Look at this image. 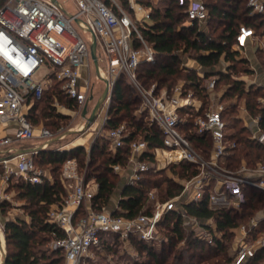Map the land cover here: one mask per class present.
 <instances>
[{
    "label": "built area",
    "instance_id": "1",
    "mask_svg": "<svg viewBox=\"0 0 264 264\" xmlns=\"http://www.w3.org/2000/svg\"><path fill=\"white\" fill-rule=\"evenodd\" d=\"M69 1L75 3L77 12L69 10L60 0H0V129L7 132L0 136V204L8 197L6 187L13 175L32 184L54 182L51 170L36 164V156L66 136L45 126L37 128L28 116L29 100H41L56 83L69 99L84 109L90 101L89 91L93 97L89 70L90 63L94 64L90 47L95 35L98 76L104 85L101 97L108 88L105 106L111 104L116 80L124 76L141 97L135 114L137 119L157 126L163 141V146L156 148H151L149 142L141 138L130 141L128 164L115 165L114 172L121 175L127 185H136L146 173L166 170L172 164L187 162L198 172L181 180V193L168 200L162 201L156 189L149 191L145 208L138 216L130 218L116 214L119 207L96 210L97 181L86 179L76 157L67 159L60 172L67 195L61 203L52 205L48 214V222L56 225L64 236L53 239L52 247L62 251L65 264H86L87 259L117 244L128 248L135 238L145 243H162L165 239L162 224L172 212L180 213L185 224L190 222L198 228L193 227L198 236L211 241L214 233L187 214L186 204H199L207 198L210 208L241 210L247 201L248 188L264 192V162L254 167L243 162L237 170L226 167L227 158L238 145L230 139L232 129L225 119L231 106L216 93L220 75L208 79L211 104L191 123L189 118L199 113L203 103L192 89L186 88L185 82L168 90L158 89L156 85L147 88L139 79L140 66L155 63L158 56L154 44L142 32L150 26L152 7L139 0H126L129 9L120 4L124 0ZM247 7L249 17L264 15V0H249ZM209 18V9L203 0H188L184 25L196 23L203 30ZM263 40L264 27L258 31L241 24L232 46V51L237 52L236 59L251 62L252 46L264 48ZM84 68L89 72L87 78L83 76ZM227 69L219 72H227ZM251 71L255 73L256 68L250 66L248 72L232 78L243 82L246 88L260 86ZM258 101L264 108V98ZM240 109L250 138L264 147L260 115L249 113L246 100ZM105 110L106 123L109 109ZM190 133L212 139L208 156L193 145ZM131 134L127 122L108 131L113 155L127 145ZM57 138L60 139L48 144ZM31 142L34 144L28 148L22 146ZM59 150L68 149L64 145ZM259 225L254 217L248 226L240 228L239 243L228 264H248L264 250V232L256 230ZM211 226L216 232V224ZM5 231L6 223L0 220V264L7 255Z\"/></svg>",
    "mask_w": 264,
    "mask_h": 264
},
{
    "label": "trees",
    "instance_id": "2",
    "mask_svg": "<svg viewBox=\"0 0 264 264\" xmlns=\"http://www.w3.org/2000/svg\"><path fill=\"white\" fill-rule=\"evenodd\" d=\"M161 1L164 2V8L161 9L153 6L151 0L140 1L146 6L152 7L153 24L147 29H142V32L158 51L155 63L142 64L138 70V76L143 85L147 88L156 85L158 89L172 90L182 79L186 83V88L192 89L203 103L199 113H194V116L189 118V122L192 123L195 116L208 109L210 98L207 91L208 79L214 75H220L216 89L221 84L228 85L222 101L226 102L235 97L242 100L245 97L249 113L252 116L260 115V126L264 130V108L258 101L260 97H264V89L261 90L256 86L246 88L243 82L235 81L232 78L235 74L249 71L247 63L237 60L235 57L237 52L232 51L239 26L246 24L259 31L264 27V15L255 18L249 17L247 7L249 0H203L209 9L210 18L207 30H202L196 23L190 26L184 25L188 0ZM123 4L128 7L127 1H124ZM180 53L189 54L199 66L206 69L204 77H201L195 68L182 67ZM223 57L226 61L231 62L228 71L214 72L213 69L219 65ZM261 57L264 66V56ZM53 90H55V96L49 95V90H47L41 100L34 102L32 99L29 100L28 116L37 128L40 125L37 126L36 111L38 109L36 106L44 99L49 100L54 96L55 99L63 101L66 98L68 108L71 109L75 106V102L66 96L59 84L55 85ZM140 105L141 97L136 89L124 76H120L113 88L112 101L108 110L109 119L105 124L106 131H109L119 124L127 122L132 130L131 136L126 140L127 145L119 150L118 154L113 155L110 151L109 139L97 140L88 153L82 146L60 151L59 148L65 145V138L48 149L42 150L36 156V164L42 168H49L54 182L47 181L43 184L22 182L16 185L20 192V198L28 202L27 210L30 222L23 219L7 221L5 231L6 264H61L64 262L61 250L55 249L52 252L53 256H49L48 250L41 246L50 240L64 236L56 225L48 222V214L51 206L61 203L67 195L60 181L61 168L67 159L76 157L83 169L81 165L83 156L88 160V168L95 167L92 172L89 170L86 179L97 181L99 190L94 199V207L96 210L102 211L108 207L117 188L116 178L118 179L119 175L114 172L113 167L118 164L123 166L128 164L130 155L128 143L141 138L148 141L151 148L163 146L158 127L150 126L143 119L136 118L135 111L140 108ZM54 107L57 106L54 105ZM54 107L49 102L48 110L43 108L42 112L46 118H49V122L57 123V119H62L63 115L53 112ZM41 126L60 134L48 124ZM233 129L234 132L230 135V139L237 143L238 148L227 158L226 167L237 170L243 162H247L250 167L264 162V147L252 140L244 127L238 128L235 125ZM189 138L199 151L208 156L212 147V139L209 136L190 133ZM100 156L103 157L101 161H99ZM167 169L173 176L166 174L165 170L150 171L138 184H125L116 214L130 218L138 216L147 204L149 191L156 189L162 201L168 200L181 193V179L191 178L198 172L192 164L187 162L172 164ZM57 174L58 176H56ZM246 193L247 201L241 210L210 208L207 198L199 204L190 203L184 206L189 216L199 220L206 229L214 233L211 241L198 236L193 228L189 229L180 213L172 212L167 215L162 224L165 239L158 248L156 243H145L138 238L133 240L137 250L145 254V259L141 264H182L186 255L200 258L203 262L216 259L209 264H228L235 254L233 240L237 229L242 223L253 219L259 212L264 211V192L258 188L250 187ZM1 204V209L4 210L5 205ZM212 223L216 224V232L211 226ZM258 232H264V219L260 222ZM109 250H112V247L107 248L106 251ZM263 260L264 250L259 251L248 264H261Z\"/></svg>",
    "mask_w": 264,
    "mask_h": 264
},
{
    "label": "rangeland",
    "instance_id": "3",
    "mask_svg": "<svg viewBox=\"0 0 264 264\" xmlns=\"http://www.w3.org/2000/svg\"><path fill=\"white\" fill-rule=\"evenodd\" d=\"M60 1L63 2L65 6L72 12H77L76 5L73 1H69V0H60ZM124 1L120 2V4L122 5L123 8L129 9L130 4H128V7H126L123 4ZM139 1H145V0H139ZM151 2L153 6L159 7L160 9L164 8V2H162L161 0H151ZM83 35L87 39V36L85 34ZM99 50H100V46H99ZM189 58H191L189 54L180 53V60H181L182 67L186 68V64ZM261 70L262 72L260 73L264 75V66L261 67ZM89 72L88 73L90 74L91 88L94 86V93H95V100L89 101L88 103L89 111L91 112L98 101L97 99L98 91L100 90L101 86H104V85L98 76L95 64H93L92 62L90 63ZM87 77L88 76H85V78ZM182 82L183 80L180 79L177 85ZM55 85L56 83L53 84L54 86L53 88L49 89V92H48L49 95L50 94H53L54 96L56 95L55 90H53L55 88ZM224 87H226V84H221L217 90H221ZM103 88L104 87H102L101 89L100 95L103 93V90H104ZM257 88L263 90L264 85H260V86L257 85ZM54 96L49 100L44 99L42 103L37 104L36 106V108L38 109L36 111L37 112L36 113L37 114V126L48 124L53 128L54 131L60 132V134L67 133L66 135L67 137H66V140L64 141V144L70 145V149L79 147L81 145L80 143L79 145H73V143L79 142V141L84 142L82 147L85 148L87 153L91 151L92 146L94 145L95 142H97V140L102 141L103 139L105 140L108 139V131H106L107 128L105 127L106 123H103L102 125V117L105 115V111H106L105 108L108 110L111 104L109 105V107H106L104 104L103 106L104 108L101 111V115L97 118V120L92 125L88 126L87 121L86 120L84 121V118L82 116L83 108L79 104L75 103L74 104L75 106L70 109L66 105V100H65L66 98H64L63 101H59L58 99H55ZM89 98H90V94H89ZM260 98L263 99L264 97H260ZM231 100L232 99H228V101H231ZM242 100H246V98L244 97V99ZM49 102L53 105V107L54 105L57 106V107H54L55 110L51 109L53 112L60 113L63 115L62 119H57V123H55L54 121L49 122V118H46L42 112L43 108H46V110H48L47 106ZM210 104H211V101L209 98V106ZM239 104H242V102H240ZM239 104L232 105V107L229 110V113H227L228 115L225 116L226 120L229 123L230 129H232L230 130L231 133L234 132L233 128L235 127V125H237L238 128L244 127V120L242 118L243 113L241 109L239 108L240 106ZM136 112L137 111H135V114ZM52 122L55 123L56 125L53 124ZM49 123H52V124H49ZM80 128H83V129L79 130ZM102 159L103 157L100 156L99 161H101ZM87 162H88L87 158L82 156L81 165L83 169L81 170H82V173L85 174L86 177H87V173H89V170L92 172L93 168H95V167L88 168ZM165 173L170 176H173L171 175V172L168 169L165 170ZM56 176H58V174ZM175 177L177 178V176ZM121 178H122V181L120 182ZM181 180L180 182H182ZM22 182H25L24 179L22 178H18L17 176H14V175L11 177V181L6 187V195L8 197L2 201V203H4L5 205L4 210L1 209L2 204H0V220L2 222L6 223L7 221H16L18 219L28 220L30 222V216L27 210L28 202L20 198V192L16 186L18 183H22ZM116 183H117V188L115 189L111 197V200H110V203L107 209H113L118 204V200L121 197L122 188L125 185L123 181V177L121 175H119L118 179L116 178ZM250 221L251 219L247 222L242 223L240 227L237 229L236 236L233 240L234 248H236L239 243V239L236 237L240 233V228L242 226H248ZM186 225L187 227H189V229H192L193 227L198 229L196 226H194L190 222L187 223ZM52 243H53V240H50L49 242L44 243L41 246L45 248V250H48L47 254L49 256H53L52 252L54 248L52 247ZM161 244L162 243H156L157 248ZM144 256L145 254H142L141 252H139L137 250V247L134 246V244H132L128 248H125L124 246H120L119 244H117L115 247L112 248V250L99 253L98 255H95L92 258L87 259L86 264H141L142 261L145 259ZM215 260H216L215 258L212 259L213 262ZM212 261L208 260V261L203 262L201 261L200 258L186 255L182 264H209ZM61 264H65V263L62 262Z\"/></svg>",
    "mask_w": 264,
    "mask_h": 264
},
{
    "label": "crops",
    "instance_id": "4",
    "mask_svg": "<svg viewBox=\"0 0 264 264\" xmlns=\"http://www.w3.org/2000/svg\"><path fill=\"white\" fill-rule=\"evenodd\" d=\"M153 24V20L151 19V21H150V25H152ZM203 30H207V26H206V28H203ZM264 41V40H263ZM254 47L255 46H252V59H251V62H246L247 63V66H249L248 68H250V66H253V67H255L256 68V72L254 73L253 71H251V76L252 77H254L255 79H257L258 81H259V83L261 84V85H264V75H262L260 72H262V70H261V67L263 66V63H262V61H261V59H262V57L261 56H264V48L263 47H260L259 46V48L258 49H254ZM254 50H256V51H254ZM231 65V62L229 61V63H227V61L226 60H221V62L219 63V65L218 66H216L214 69H213V71L214 72H219V71H221L222 69H225V68H229V66ZM186 67H188V68H195V69H197L198 70V73H200V74H202L201 75V77H204V71L206 70V69H204V68H202L201 66H199L198 65V63H197V61L195 60V59H193V58H189L188 59V61H187V64H186ZM85 71V72H84ZM227 71H228V69H227ZM87 69L86 68H84L83 69V76L85 77V76H87ZM90 77V76H89ZM208 82V81H207ZM102 87L103 86H101V88H100V90L98 91V95H97V99H99L100 97H101V95H100V92H101V89H102ZM257 87V86H256ZM228 89V85H226V87H224L223 89H221V90H216V93H217V95L222 99V97H223V94H224V91H226ZM264 89V88H263ZM93 97H92V95H90V101H92V100H95V93H94V86H93ZM90 92L91 91H89V94H90ZM197 97V96H196ZM95 102V101H94ZM98 102V101H97ZM240 102H242V104H243V100H239V98L238 97H235L234 99H232L231 101H227V104L229 105V106H231L232 107V105H235V104H239ZM242 104H239L240 106H239V108H241L242 107ZM242 111V110H241ZM92 112V111H91ZM90 111L88 112V115H90V113H91ZM105 114H106V111H105ZM101 115V114H100ZM99 115V116H100ZM82 116H83V114H82ZM98 116V117H99ZM105 116V115H104ZM104 116L102 117V125H103V123H105V120H104ZM84 118V117H83ZM86 119L84 118V121H85ZM87 121V120H86ZM41 127H44V126H40L39 128H41ZM82 130V129H81ZM7 132L2 128V129H0V136H3V135H5ZM232 134V133H231ZM67 137V136H66ZM35 143L37 142V140H35L34 141ZM34 142L32 143H26V144H23L22 146L23 147H25V148H28V147H30V146H32L33 144H34ZM79 143L81 144L80 146H82L83 144H84V142H82V141H79V142H75V143H73V145H79ZM28 145H30V146H28ZM18 147H19V145H18ZM66 149H70V145H66ZM123 181H125V180H123ZM120 199H121V197H120ZM120 199L118 200V204H119V201H120ZM118 204L114 207V208H117L118 207ZM113 208V209H114ZM255 218L259 221V222H262L263 221V219H264V211H262V212H259L256 216H255ZM260 228V225H259V227L256 229L257 231H258V229ZM236 238H238V235H237V237ZM261 264H264V260L261 262Z\"/></svg>",
    "mask_w": 264,
    "mask_h": 264
},
{
    "label": "water",
    "instance_id": "5",
    "mask_svg": "<svg viewBox=\"0 0 264 264\" xmlns=\"http://www.w3.org/2000/svg\"><path fill=\"white\" fill-rule=\"evenodd\" d=\"M53 1H56V0H53ZM97 46H98V41H97V37L95 35H93V42L91 44V47H90V51H91V57L94 61V64L96 66V69H97V73L99 75V71H98V58H97ZM107 95H108V88L106 89V91L104 92L103 96L101 97V99L96 103V105L94 106L92 112L90 113V115H88V112H89V107H88V104L84 107L83 109V117L87 120V124L88 126L92 125L98 118V116L101 114V111L102 109L104 108V103H105V100L107 98ZM66 134H64L63 136H66ZM60 138H57L55 140H52L50 142H48V144H51L57 140H59ZM7 223V222H6ZM6 260H7V255L4 259V262L3 264H6Z\"/></svg>",
    "mask_w": 264,
    "mask_h": 264
},
{
    "label": "bare ground",
    "instance_id": "6",
    "mask_svg": "<svg viewBox=\"0 0 264 264\" xmlns=\"http://www.w3.org/2000/svg\"><path fill=\"white\" fill-rule=\"evenodd\" d=\"M82 129H83V128H82ZM79 130H81V128H80Z\"/></svg>",
    "mask_w": 264,
    "mask_h": 264
}]
</instances>
